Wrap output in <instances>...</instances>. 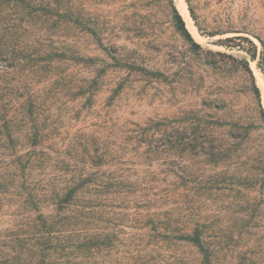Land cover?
I'll return each instance as SVG.
<instances>
[{"label": "trees", "instance_id": "1", "mask_svg": "<svg viewBox=\"0 0 264 264\" xmlns=\"http://www.w3.org/2000/svg\"><path fill=\"white\" fill-rule=\"evenodd\" d=\"M169 2L176 29L201 48ZM197 26L256 48L246 30ZM262 59L264 49V71ZM125 66L135 69L85 0H0V264H264L251 251L256 209L219 222L207 204L234 184L264 186V135L113 114L99 95L108 67ZM186 154L203 169L186 175Z\"/></svg>", "mask_w": 264, "mask_h": 264}, {"label": "rangeland", "instance_id": "2", "mask_svg": "<svg viewBox=\"0 0 264 264\" xmlns=\"http://www.w3.org/2000/svg\"><path fill=\"white\" fill-rule=\"evenodd\" d=\"M85 1L124 58L135 63V69L108 67L99 102H112L113 114L144 125L154 120L158 127H186V132L210 128L227 136L248 128L254 137L264 135V71L258 63L264 48L257 38L264 40V0H185L193 28L186 25L201 48L176 29L169 0ZM197 24L206 30H246L243 35L256 48L241 39L220 43L235 33L204 36ZM95 42V37L82 34L78 45L93 50ZM255 51L256 59H252ZM261 63L264 66V59ZM189 159L186 154V175L189 165L203 169L202 163ZM233 188L209 197L207 204L214 209L211 218L240 222L233 215L235 210L256 209L251 223L258 228L251 251L264 260V186L240 190L234 184Z\"/></svg>", "mask_w": 264, "mask_h": 264}, {"label": "bare ground", "instance_id": "3", "mask_svg": "<svg viewBox=\"0 0 264 264\" xmlns=\"http://www.w3.org/2000/svg\"><path fill=\"white\" fill-rule=\"evenodd\" d=\"M177 7L179 8L181 14L183 15L184 19L186 20L187 25L192 26L191 17L188 13L187 5L185 0H176ZM195 28V27H194Z\"/></svg>", "mask_w": 264, "mask_h": 264}]
</instances>
